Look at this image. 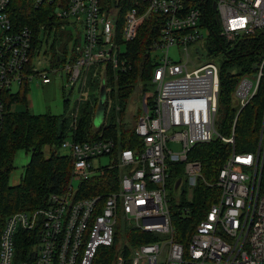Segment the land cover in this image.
<instances>
[{
  "label": "built area",
  "instance_id": "built-area-1",
  "mask_svg": "<svg viewBox=\"0 0 264 264\" xmlns=\"http://www.w3.org/2000/svg\"><path fill=\"white\" fill-rule=\"evenodd\" d=\"M42 1L57 3L54 12L63 21L60 28L69 33L68 53L51 71L62 79L65 75L76 90V100L88 96L90 67L95 66L92 76L101 77V84L108 69L126 70V47L146 22L154 96L135 124L142 142L138 153L124 148L116 152L115 160L101 162L112 156L113 138L62 140L60 149L72 158L67 189L50 194L42 207L6 217L0 232V264H91L100 245L113 243L119 215L159 238L129 246L126 258L125 242L113 264H264V119L257 150L238 153L232 147L216 179L208 183L218 193L186 247L174 239L166 192L172 163H184L192 183L202 177L201 162L188 158L195 144L213 138L234 144L235 120L230 135L215 127L219 66L209 58L196 64L190 45L212 38L231 42L240 34L264 31V0H36ZM7 8L8 0H0V133L5 95L16 93L7 91L36 75L42 83L51 82L46 70L31 64L33 54L41 62L32 47L31 28L16 27ZM71 25L81 27V36L73 35ZM206 45L209 53L214 52L210 42ZM171 47L177 51L176 60L170 57ZM193 49L200 59L198 45ZM254 68L240 78L233 93L238 112L264 78V54ZM171 141L180 143L178 151L168 147ZM114 165L120 169L116 190L78 196L73 180H86Z\"/></svg>",
  "mask_w": 264,
  "mask_h": 264
},
{
  "label": "trees",
  "instance_id": "trees-1",
  "mask_svg": "<svg viewBox=\"0 0 264 264\" xmlns=\"http://www.w3.org/2000/svg\"><path fill=\"white\" fill-rule=\"evenodd\" d=\"M56 6L57 3L47 1L8 0L7 8L9 18L16 27L31 28L33 48H38L50 35L54 36L49 46L52 65L63 61L67 55L66 41L69 39V33L60 28L63 21L55 15ZM209 12L212 14L210 7ZM211 26L216 29L214 23ZM148 31L146 22L140 28L137 38L127 45L125 58L128 66L125 71L113 72L108 69L104 82L105 113L97 127L94 126L93 120L99 101V88L98 92L89 93L87 98L76 100L73 106L66 108L62 114L31 113L27 109L18 108L19 104L24 102L23 95H5L6 112L0 133V232L9 214L42 207L50 194L67 189L72 158L60 151V144L67 136L78 141L113 138L116 142L112 154L114 160L118 150L129 148L136 153L141 150V138L135 133V125L125 122L124 112L138 85L141 86L142 95L150 91L145 98V106L150 107L152 104L154 90H149L145 85L150 83L153 68L147 56ZM56 40H62V45L55 46ZM211 41L210 48H213L214 52L218 50L225 54L222 66L219 67L220 90L215 127L221 134L230 135L235 120L234 144L213 138L195 144L188 153L189 159L201 162L203 180H199L194 186L190 201L183 198L177 204H169L174 239L185 247L196 224L204 217L218 193V189L208 183L216 179L232 147L238 153L257 150L264 119V78L260 80L255 95L239 112V107L233 100V93L240 78L253 72L264 54V31L240 34L231 42H226L223 38H212ZM64 103L68 104V98H64ZM21 149L29 152L30 158L19 181L11 184L9 178L15 168L14 157ZM174 164H177L178 168L172 167ZM181 170V163H172L169 177H174L176 182L182 178ZM119 174V167L114 165L80 181L77 186L78 196L105 195L116 190ZM158 238L157 234L145 232L132 224H116L113 243L100 245L91 264H112L121 240L126 242L122 249L126 258L129 255V246L150 243Z\"/></svg>",
  "mask_w": 264,
  "mask_h": 264
},
{
  "label": "rangeland",
  "instance_id": "rangeland-1",
  "mask_svg": "<svg viewBox=\"0 0 264 264\" xmlns=\"http://www.w3.org/2000/svg\"><path fill=\"white\" fill-rule=\"evenodd\" d=\"M69 29L72 30L73 35H75L78 32V36H81V27L76 26H70ZM67 32V31H66ZM53 35H50V37L47 39V41L43 40L41 45L38 48H35V51L39 52V59L41 62L37 63V56L36 54L32 55L31 58V64H34L38 67V69L46 70L48 74L51 76V82L49 83H42L41 79L36 75L33 76L32 79L28 82L22 83V85L18 88L17 86L12 87L7 92H16L20 93V95L24 96V102L20 103L18 108L27 109L31 113L39 114V113H52V114H62L65 109H69L73 106L76 98L77 93L76 90L71 89V86L68 84L65 75H63V79L58 76V74H53L51 71L52 68V61L50 59L51 53L49 50V46L53 41ZM67 44V50H69L71 46V42L66 41ZM207 42L212 43L210 39L204 40L202 42H197L196 44L190 45V54L192 59H195V63L198 64L200 61L204 59H213L216 64L221 67L222 63L225 58V54L222 51H215L212 53H209L206 49ZM63 41L56 40L55 46H61ZM195 45H198L199 51L202 54L200 59L197 58V53L194 51L193 47ZM125 45H121L120 49L124 50ZM156 52H151V54H155ZM170 57L172 59H178V54L175 49V47H171L170 49ZM95 66H92L88 69L87 72V79H86V89L88 94L98 92V88H100L102 78H95L92 76V73L94 71ZM233 69V68H232ZM64 72V71H63ZM108 75V73H106ZM146 87L149 90H154V85L151 83H146ZM93 87L90 89V87ZM151 88V89H150ZM150 91L145 92L143 95L141 94V86L138 85V87L135 89V91L132 93V96L130 98V101L127 105V108L125 109V117L124 120L127 124L135 125L138 118L140 117L141 113L145 110V98L147 96V93ZM142 95V96H141ZM99 97V96H98ZM64 98H68V104L66 105L64 103ZM17 107V106H16ZM94 125H96V121L93 120ZM263 123V121H262ZM262 126V124H261ZM261 131V129H260ZM260 135V132H259ZM262 146L264 148V136H263V142ZM168 147L172 151H178L180 149V143L178 141H171L168 142ZM61 152L63 150L60 149ZM30 158V153L27 151H24L23 149L18 150L14 157V170L10 174V183L15 184L19 180V176L24 170V166L28 163ZM110 159H112V156H105L99 159L101 162H108ZM98 161V160H97ZM182 164V180L179 184V187L175 190L174 188V177H168L167 179V197L169 200V204H177L181 201V199L185 198L186 200L190 201L192 196V191L194 186L199 180H203L201 176H198L196 181L194 183L191 182V176L186 172L184 163ZM172 167H177V164H174ZM78 181L73 180L72 185L74 188L78 186ZM6 219V218H5ZM5 222V221H4ZM128 223L127 220L121 218L120 216L117 217V223ZM3 227V226H2ZM125 243V240H121L119 243L117 250H121V245ZM125 246V245H124ZM113 264V263H112Z\"/></svg>",
  "mask_w": 264,
  "mask_h": 264
},
{
  "label": "water",
  "instance_id": "water-1",
  "mask_svg": "<svg viewBox=\"0 0 264 264\" xmlns=\"http://www.w3.org/2000/svg\"><path fill=\"white\" fill-rule=\"evenodd\" d=\"M98 96L99 101L94 115V120L96 121V125L94 126L96 127L99 126V124L101 123L105 113L106 90L104 84H101ZM180 181L181 178L177 179V181L175 182V188L179 186Z\"/></svg>",
  "mask_w": 264,
  "mask_h": 264
},
{
  "label": "crops",
  "instance_id": "crops-1",
  "mask_svg": "<svg viewBox=\"0 0 264 264\" xmlns=\"http://www.w3.org/2000/svg\"><path fill=\"white\" fill-rule=\"evenodd\" d=\"M23 172V171H22ZM22 174V173H21ZM21 174H20V176H21ZM20 176H19V179H20ZM19 181V180H18Z\"/></svg>",
  "mask_w": 264,
  "mask_h": 264
}]
</instances>
